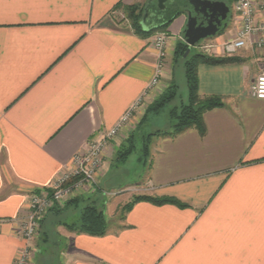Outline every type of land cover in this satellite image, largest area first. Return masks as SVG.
Returning a JSON list of instances; mask_svg holds the SVG:
<instances>
[{"label": "crops", "instance_id": "obj_1", "mask_svg": "<svg viewBox=\"0 0 264 264\" xmlns=\"http://www.w3.org/2000/svg\"><path fill=\"white\" fill-rule=\"evenodd\" d=\"M147 1L0 0V264H16L26 245L27 264L39 258L43 228L30 242L17 233L30 194L72 171L87 141L107 134L140 96L151 102L172 81L186 12L166 29L161 74L150 88L158 61L152 35L140 37L112 18L118 5ZM253 1L254 21L264 24ZM148 17L146 29L156 22ZM221 27L208 38L210 56H231L221 47L240 27L234 10ZM233 56L235 63L197 67L198 94L223 102L203 114L205 134L189 128L148 144L145 194L185 206L140 201L115 219L117 208L106 200L104 235L63 228L61 264H264V99L250 93L264 74V48ZM140 114L108 139L109 151L135 131ZM94 196L86 187L72 206Z\"/></svg>", "mask_w": 264, "mask_h": 264}, {"label": "rangeland", "instance_id": "obj_2", "mask_svg": "<svg viewBox=\"0 0 264 264\" xmlns=\"http://www.w3.org/2000/svg\"><path fill=\"white\" fill-rule=\"evenodd\" d=\"M176 1L178 0H168L165 3V7L163 9L158 8L160 10L159 15L168 18L169 16L174 14L177 9L182 10V5H179ZM230 3L232 2L230 1ZM155 6L158 7L157 1L152 0L151 7L147 15L151 14V16H153L152 14L156 12L154 9L156 8ZM142 7L143 4L139 6V8L135 9L136 12H139ZM232 10L233 9L230 6L227 18L231 14ZM112 18L117 25L125 27L128 26V20L126 17L125 10L119 8L116 9L113 12ZM150 22L151 20L149 21L148 19L147 24H149ZM221 30L222 29L220 28L219 31ZM161 32L166 33V31L155 32L154 34H152V39H154L157 33ZM208 38L202 39L196 45L191 46V54H194L196 52L207 54V50L211 49V46L213 44ZM221 48L223 50V46ZM223 52L226 54L224 50ZM233 55L234 53L231 54V56ZM162 65L163 63H161V69ZM173 68L174 73L171 82H174L177 85V89L175 98L168 106H166L167 109L174 106L177 107L183 101L186 100V86L183 74V61L181 59H178L176 66H174ZM144 97L145 95L141 96V102L136 107V109L133 110V113L136 112L138 108L142 110V114H140V116L138 117L139 120L135 122V129L138 127V124L143 118V116H145L146 109L152 102H149V100L144 102ZM167 109H163L157 114H148L146 117L147 121L145 125L141 128V134L153 132L154 130H161L164 132H169L170 130H172L171 126L173 120L168 117ZM133 113L131 115H133ZM122 127L120 128V130L122 129ZM128 137L126 138L125 142L121 143L118 147L114 148L111 151L107 149L108 143H105L99 156V160L97 163L98 166L94 172L95 186L90 187V189H92V193L95 194V196L92 197L91 200L94 201L97 207L100 208L103 202H105L106 200H110L113 204L112 206H115L117 208L115 214L113 215L115 216V219L120 216L121 208L124 207L125 204L129 202L133 197L138 195H147L145 194L146 190L145 185L143 183L147 175L146 172L150 162L149 149L147 151L148 153L144 162L141 152V138L137 136L135 141L133 142V150L130 151V153L125 157L119 158L117 152L127 147ZM105 176L107 177V179H109V181H106L105 183H103V185H101V179ZM104 189H106V191ZM78 194L79 192L74 194L68 199L67 202H69L71 199L77 198ZM67 202L60 208V211L58 213L56 212L55 214L51 213L48 215V212L44 217V221H42L41 228H43V233L46 234L47 242L39 245V253H37L39 258L34 264H61V253L66 249V246H68L61 236V232H63L64 228L63 224H72L76 222L79 218L81 208V206L73 207L72 205H67ZM41 228L39 232H41ZM39 236L40 233L36 237Z\"/></svg>", "mask_w": 264, "mask_h": 264}, {"label": "trees", "instance_id": "obj_3", "mask_svg": "<svg viewBox=\"0 0 264 264\" xmlns=\"http://www.w3.org/2000/svg\"><path fill=\"white\" fill-rule=\"evenodd\" d=\"M228 6L231 4L228 0H223ZM179 5H182V10H176L174 14L171 16L164 17L160 16V10L158 7L154 8L155 11L152 17H148L149 21L155 20L154 24L149 25L146 28L142 26V17L144 14L145 4L140 9L139 12H136V8H139L141 5H130V6H121L118 5L117 9H123L126 12V17L128 20V25L132 29V31L139 35L140 37H149L158 31H166L169 26L172 18L175 15L181 13V11H185V8H190L187 0H178L176 1ZM151 2L148 6V11L150 10ZM142 11V13H141ZM155 18V19H154ZM221 29H223L221 27ZM188 45L185 42H177L175 45V51L173 54V61L176 63L178 59L183 61V74L186 86V100L183 101L179 106L166 108L175 98L177 85L174 82L168 84L165 90L155 98L151 104L146 109V114L140 120L138 127L135 129L133 133L127 139V147L118 151L119 158L125 157L133 150V142L136 137L139 136L141 138L142 143V156L145 162V158L147 156L148 144L152 137H175L183 131L194 128L197 130L200 136L205 134V125L203 122V114L216 107H220L223 105V102L219 96L211 95L201 97L198 94V77H197V67L200 64H208V65H219V64H229L235 63L239 59L234 56H222V57H214L204 53L196 52L191 54V50L189 53L183 57V54L187 50ZM163 109H167L168 117L173 120L171 129L169 132H164L161 130H154L153 132H149L146 134H141V128L146 123V117L148 114H157L161 112ZM91 199V198H90ZM79 198L71 199L67 202V205L75 204ZM145 201L152 203L154 205H163V204H175L178 206H185L178 200L168 197V196H153V195H138L133 197L129 202L125 204L124 207L120 210L119 219L124 217V214L137 202ZM60 208H53L49 211V213H58ZM44 221V219H43ZM42 224V223H41ZM63 227L68 231L85 233L91 236H102L106 233L107 221L105 218V214L103 209L97 207L93 200H88L83 203L80 208L79 218L76 222L72 224L64 223ZM45 234V233H44ZM42 241L47 242V237L42 238Z\"/></svg>", "mask_w": 264, "mask_h": 264}, {"label": "built area", "instance_id": "obj_4", "mask_svg": "<svg viewBox=\"0 0 264 264\" xmlns=\"http://www.w3.org/2000/svg\"><path fill=\"white\" fill-rule=\"evenodd\" d=\"M232 8L240 20L236 35L223 42V50L231 55L238 50L250 46L255 49L264 48V24H256L255 3L253 0H231ZM257 6L264 9V0H257ZM168 36L157 33L153 39V47L157 53V63L154 77L148 88L156 84L161 74L164 50ZM252 96L264 99V74L259 75L250 86ZM144 95V94H143ZM141 102V96L134 102L116 124L104 136H94L86 143L85 151L75 157V167L72 171L61 174L51 186L35 190L29 196L25 214L19 218L17 233L26 242L35 239L39 234L41 223L46 214L53 208H61L70 197L86 187L95 186L94 172L98 166L99 156L108 139L115 136L120 128L129 120L133 110ZM29 244V243H28ZM31 250L26 245L17 260V264H27Z\"/></svg>", "mask_w": 264, "mask_h": 264}, {"label": "water", "instance_id": "obj_5", "mask_svg": "<svg viewBox=\"0 0 264 264\" xmlns=\"http://www.w3.org/2000/svg\"><path fill=\"white\" fill-rule=\"evenodd\" d=\"M152 0L146 2L144 14L141 23L148 13V6ZM159 9L165 7L168 0H156ZM190 9L186 10V27L184 29L183 38L188 45L187 50L183 54L185 57L191 46L196 45L200 40L214 36L217 34L223 22L229 13V6L223 0H187ZM201 14L206 18V24L198 23L197 15Z\"/></svg>", "mask_w": 264, "mask_h": 264}, {"label": "flooded vegetation", "instance_id": "obj_6", "mask_svg": "<svg viewBox=\"0 0 264 264\" xmlns=\"http://www.w3.org/2000/svg\"><path fill=\"white\" fill-rule=\"evenodd\" d=\"M188 9H190V8L186 7L185 11L188 10ZM197 21H198V23L206 24V18L203 15H201V14L197 15Z\"/></svg>", "mask_w": 264, "mask_h": 264}]
</instances>
